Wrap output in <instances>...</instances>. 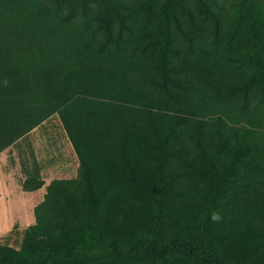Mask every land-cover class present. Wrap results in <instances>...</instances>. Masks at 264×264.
<instances>
[{
  "label": "rangeland",
  "instance_id": "rangeland-1",
  "mask_svg": "<svg viewBox=\"0 0 264 264\" xmlns=\"http://www.w3.org/2000/svg\"><path fill=\"white\" fill-rule=\"evenodd\" d=\"M162 2L114 0L105 8L99 1L0 0V247L19 250L29 237L40 248L45 233L54 235L60 226L69 233L85 232L89 190L99 195L94 210L118 221L119 234L131 226L124 212L137 204L138 195L130 179H148L150 167L139 112L146 106L167 117L191 119L182 128L189 141L197 130L206 132L205 122L217 118L228 127L249 130L247 140L264 137L259 91L246 97L219 94L247 71V66L242 71L235 67L256 43L248 31L249 5L244 0H205L213 15L209 19L194 0H180L169 38L170 66L179 71L180 89L165 94L150 84L158 78L152 40ZM259 3L264 12V0ZM30 68L46 77L51 97L39 95L29 79ZM24 152L32 159H23ZM184 160L194 183H204L207 175L200 171L196 154L189 151ZM250 160V168H242L245 206L232 209L225 226L229 230L223 247L231 257L253 246L246 230L261 225V200L250 186L256 185V169H264V156ZM183 162L177 158L170 168ZM190 185L174 188L177 205L193 191ZM193 206L199 214V201ZM245 208L250 214L243 218ZM170 217L177 223L187 220L172 210ZM134 226L137 236L148 235L144 221ZM156 264L183 263L174 258Z\"/></svg>",
  "mask_w": 264,
  "mask_h": 264
},
{
  "label": "trees",
  "instance_id": "trees-1",
  "mask_svg": "<svg viewBox=\"0 0 264 264\" xmlns=\"http://www.w3.org/2000/svg\"><path fill=\"white\" fill-rule=\"evenodd\" d=\"M57 1L76 5L99 1L108 8L114 0ZM194 1L207 18L213 17L204 4L205 0ZM244 1L249 5L248 31L255 36L256 43L237 62L235 71H242L247 66L242 78L219 94L228 97L229 94L238 93L246 97L250 92L259 91L264 101V12L259 0ZM180 9V0H163L152 40L157 49L155 61L158 78L150 80V84L152 88L165 94L172 89H180L176 82L179 71L170 66L172 52L169 49L170 25L176 23V15ZM29 73V79L39 95L48 97L50 88L46 85V77L43 79L42 76L34 75L32 68ZM63 90L64 88L59 89ZM139 112L146 131L144 151L149 158L150 167L148 179L137 176L130 179L138 195L137 204L124 212L129 214L131 226L119 234L121 225L116 223L118 221L111 222L108 213L101 216L94 210L99 195L89 190V210L83 211L87 226L85 232L69 233L60 226L58 233L54 235L45 233L46 238L41 239L40 248H34L29 237L19 250L0 247V264H111L124 260L156 264L174 258L181 260L183 264H264L263 168L256 169V185L250 186L253 195L261 200V225L255 231L246 230V235L254 241L253 246L238 257L229 256L223 247L229 230L225 226L231 220L229 215L234 213L232 209L245 206L246 203L242 193V188H245L242 183V168H250L251 156H264L261 142L264 137L247 140L249 130L228 127L222 118H217L205 122L206 132L197 130L189 141L182 130L188 125V120H191L188 117L179 114L167 117L149 106ZM62 119L64 120V116ZM189 151L196 154L200 171L207 175V180L200 185L194 183L192 168L184 160ZM177 158L184 162L176 163L170 168ZM81 166L89 173L88 166L82 159ZM178 183L191 184L190 188L193 189L183 196L180 205L176 204L179 194L174 190ZM194 201H199L202 206L199 214L193 206ZM71 206L77 208L74 204ZM170 210L187 220L177 223V220L170 217ZM249 214L245 208L242 216L244 218ZM140 221L148 224L147 236L139 237L135 234L134 224ZM122 223L125 221L122 220ZM224 227L226 229L221 231Z\"/></svg>",
  "mask_w": 264,
  "mask_h": 264
},
{
  "label": "crops",
  "instance_id": "crops-1",
  "mask_svg": "<svg viewBox=\"0 0 264 264\" xmlns=\"http://www.w3.org/2000/svg\"><path fill=\"white\" fill-rule=\"evenodd\" d=\"M25 153V155L27 154L26 152H24ZM23 159H25V160H30V159H32V158H29L28 157V154L26 155V156H23ZM47 161H54L55 162V160L52 158V159H49V158H45ZM51 169H54V167H53V165H51V166H49ZM48 172L50 171V169L49 168H47L46 169ZM50 174V173H49Z\"/></svg>",
  "mask_w": 264,
  "mask_h": 264
},
{
  "label": "clouds",
  "instance_id": "clouds-1",
  "mask_svg": "<svg viewBox=\"0 0 264 264\" xmlns=\"http://www.w3.org/2000/svg\"><path fill=\"white\" fill-rule=\"evenodd\" d=\"M216 217L214 216L213 219H215Z\"/></svg>",
  "mask_w": 264,
  "mask_h": 264
}]
</instances>
